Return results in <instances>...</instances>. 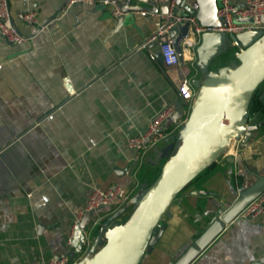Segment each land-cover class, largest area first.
Returning <instances> with one entry per match:
<instances>
[{
  "label": "crops",
  "instance_id": "crops-1",
  "mask_svg": "<svg viewBox=\"0 0 264 264\" xmlns=\"http://www.w3.org/2000/svg\"><path fill=\"white\" fill-rule=\"evenodd\" d=\"M187 3L201 17L196 1ZM8 6L12 15L35 11L40 25L53 18L20 45L0 39V264H41L71 256L74 219L91 187L132 190L128 208L140 203L171 155L174 133L141 161L134 159L127 139L142 136L163 108H174L183 78L197 81L194 103L208 105L201 74L223 50L236 51L239 59L241 49L222 34L205 66L202 52L211 35H204L192 64L181 51L183 66L166 69L156 58L155 44L147 42L153 31L148 15L130 13L115 28L110 5L8 0ZM256 100L264 107L262 95ZM259 115L264 114L257 111L244 120V127L257 126L244 144L232 151L233 143L228 145L168 202L155 225L162 228L158 242L130 264L187 261L221 213L264 174V118L254 121ZM108 213L101 209L97 217L108 221ZM262 256L264 221L233 219L186 264H251Z\"/></svg>",
  "mask_w": 264,
  "mask_h": 264
},
{
  "label": "water",
  "instance_id": "water-1",
  "mask_svg": "<svg viewBox=\"0 0 264 264\" xmlns=\"http://www.w3.org/2000/svg\"><path fill=\"white\" fill-rule=\"evenodd\" d=\"M68 1L66 0V2ZM188 1L190 0H175V16L191 15L202 25L214 28L222 27V21L215 16V0H195L201 11V17H197L196 9L187 3ZM133 2L142 4L144 7L131 6L130 4ZM110 4L115 5L120 12V15L115 19V28H120L126 15L130 13L144 12L148 16H163L167 13L166 3H154L151 0H113ZM51 20L53 18L43 21L40 27L43 28ZM261 23L264 24V17L261 18ZM168 35L178 59V66L182 67L180 45L188 37V24L174 25L168 31ZM221 37L222 34L216 33L211 34L206 40L201 58L203 65H208L210 59L217 53ZM229 37L241 49L239 59L242 62V67L229 70V74L225 78L221 77L212 84L207 90L208 105L197 103L192 105L185 123L184 132L187 135L183 142L162 165L157 179L146 191L131 218L122 226L112 227L106 232L105 243L94 253L91 264H130L138 254L144 251L150 252L161 235L162 228H155V225L168 202L194 177L201 174L214 162L229 137L233 136V128L243 134L240 140L241 144H244L250 133L257 128L255 125L244 127L243 122L237 124L235 114L239 101L246 97L245 101L243 100L246 104L251 93L264 78V48L257 54L253 52L257 46H264V33L251 31ZM248 53L251 55L254 53V57L259 56L256 60L252 57L246 62L245 55ZM156 58L160 61L158 53ZM191 85L196 88L197 81H193ZM181 113L182 105L178 100L174 105L173 120H177ZM242 117L243 121L247 120V115H242ZM200 135H205V140L198 139ZM263 189L264 174L250 188L238 194L236 200L226 211L221 213L211 229L195 243L194 249L186 260L188 261L203 249L213 236L231 222L237 213ZM91 218V212H84L73 227L69 240L71 256L82 251L83 232ZM110 219L112 217L107 220ZM108 221L105 220L103 225ZM102 226L100 230L103 229ZM187 261L182 264H186ZM251 264H264V256Z\"/></svg>",
  "mask_w": 264,
  "mask_h": 264
},
{
  "label": "built area",
  "instance_id": "built-area-1",
  "mask_svg": "<svg viewBox=\"0 0 264 264\" xmlns=\"http://www.w3.org/2000/svg\"><path fill=\"white\" fill-rule=\"evenodd\" d=\"M76 1L86 3L87 5H93L94 3H100L103 6L110 5L112 7L111 15L114 18L120 15L117 7L110 4L107 0ZM151 1L167 4V13L165 15L150 16L153 18V31L147 41L148 43L155 44L161 65L166 69H173L178 66V59L172 47L171 38L168 35V31L176 24H188V37L181 43L180 49L187 53L190 64L195 61L194 51L201 44L204 35L218 33L233 36L251 31H262L264 33V24L261 23V18L264 17V0H243L241 5H234L229 0H219V6L215 7V16L223 23L220 28L202 25L191 15L175 16V0ZM140 14L146 15L144 12H140ZM232 17L248 18L250 19V23L235 25L231 21ZM16 22L25 28V34H22L18 30ZM40 30L41 27L35 11L25 10L12 15L9 10L8 0H0V39L2 41L9 45H20L32 39ZM176 92L182 105V113L177 120H173L174 108L165 107L148 121L146 131L142 136L127 139L126 146L135 153V160L141 161L146 152L164 139L167 133L173 134L179 133L182 129L185 130V123L195 100V90L191 85V81L183 78L176 87ZM131 193L132 190L127 192L119 186H108L106 188L91 187L86 203L73 223L74 227L84 212L92 213V218L87 223L89 229L86 227L83 232L84 241L82 250L88 248L91 244L89 240L90 225L94 226L102 220V218L97 217V213L101 209H107L109 218L112 217L113 219L115 216H119L124 209H127L131 205L133 198ZM234 219L264 221V189L248 202L237 213ZM156 228L158 227L156 226ZM74 257L63 256L41 264H75Z\"/></svg>",
  "mask_w": 264,
  "mask_h": 264
},
{
  "label": "rangeland",
  "instance_id": "rangeland-1",
  "mask_svg": "<svg viewBox=\"0 0 264 264\" xmlns=\"http://www.w3.org/2000/svg\"><path fill=\"white\" fill-rule=\"evenodd\" d=\"M216 6H219V0H215ZM232 23L235 25H239V24H249L250 23V19L246 18V19H241L238 17H232ZM264 48V46H257L255 48V50H253V52H255V54L259 53V51ZM218 58L215 59L212 62L211 66H207V68L203 71V74H201L202 79H203V86L206 90H208L212 84H214L219 78L223 77L225 78L228 74L229 71H224V67H226L227 65H234L236 66V68H241L242 67V62L238 59V53L232 52L231 51H227V50H223L221 52L220 55L217 56ZM252 57H254V53L251 56V53H248L245 55V61L251 60ZM247 58V59H246ZM223 65L221 68L218 67V65ZM234 68V67H232ZM252 94V93H251ZM257 96L262 95L263 97V104H264V82L263 84L258 88ZM250 99V98H249ZM247 104H241L237 117H236V123L237 124H241L243 121V117L242 115H245L246 111H247ZM244 106V107H243ZM256 107L253 106L251 110L255 109ZM250 110V111H251ZM264 110V109H263ZM242 112V113H241ZM184 117V116H183ZM182 117V118H183ZM261 118H264V115H259V116H254V121L255 120H259ZM185 130H181L179 133H174L173 136V143H174V147L171 149L169 154H173L176 149L181 145V143L183 142L185 136L187 135V133L184 132ZM240 133H238V131L236 130V128H233V136L232 139L233 141L231 143H233V148L230 150L232 151L235 147H238V144L240 143L238 139ZM242 134V133H241ZM235 142H237L235 144ZM230 143V146H231ZM226 152V150L222 151L221 154L219 155V157L221 155H223ZM139 204V203H138ZM137 202L134 203V206L128 208V209H124L122 211V213H120L119 216H115L112 221L109 220L105 225H103V222H100L94 226L90 225V236H89V240L91 241V244L88 248H84L79 254H77L74 257V261L75 264H86L89 257L92 256L94 253H96L105 243V234L108 230H110L112 227L115 226H119V225H123L125 224L132 216V214L134 213V211L137 208ZM99 225V226H98ZM103 225V226H102ZM101 226L103 227V229L100 230ZM87 229H89V227H87Z\"/></svg>",
  "mask_w": 264,
  "mask_h": 264
},
{
  "label": "bare ground",
  "instance_id": "bare-ground-1",
  "mask_svg": "<svg viewBox=\"0 0 264 264\" xmlns=\"http://www.w3.org/2000/svg\"><path fill=\"white\" fill-rule=\"evenodd\" d=\"M260 47V46H259ZM262 48V47H261ZM263 49V48H262ZM252 56V55H251ZM259 55H257L256 57H254L253 59L254 60H256V58L258 57ZM247 59V58H246ZM249 61V60H248ZM247 62V61H246ZM246 68H247V66H246ZM244 70H245V68H244ZM245 99H246V97H243L240 101H239V104L237 105V108H236V117H237V114H238V110H239V107L241 106V104H244L243 102L245 101ZM244 100V101H243ZM244 107V106H243ZM242 113V112H241ZM202 139V140H205V135H200V137L198 138V139ZM199 141V140H198ZM233 141V139H232V135L229 137V139L227 140V142L224 144V146H223V148H222V150L218 153V155H217V157L221 154V152L222 151H224L225 150V148L228 146V145H230V143ZM230 152V151H229ZM216 157V158H217ZM215 158V159H216ZM93 258H94V255L92 256V257H90V259H88V261H87V264H91L92 263V261H93Z\"/></svg>",
  "mask_w": 264,
  "mask_h": 264
},
{
  "label": "trees",
  "instance_id": "trees-1",
  "mask_svg": "<svg viewBox=\"0 0 264 264\" xmlns=\"http://www.w3.org/2000/svg\"><path fill=\"white\" fill-rule=\"evenodd\" d=\"M253 106H255L256 108L251 110ZM263 109H264V107H262L256 100V95H255V90H254L252 92L251 96H250L249 101H248L246 114L250 115V114H253L254 112H257V111H259L260 113L264 114V110Z\"/></svg>",
  "mask_w": 264,
  "mask_h": 264
}]
</instances>
